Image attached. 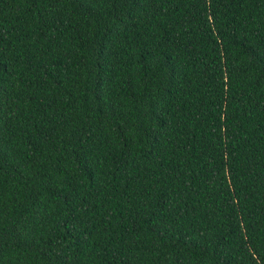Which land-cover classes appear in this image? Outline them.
Wrapping results in <instances>:
<instances>
[{
    "label": "trees",
    "instance_id": "1",
    "mask_svg": "<svg viewBox=\"0 0 264 264\" xmlns=\"http://www.w3.org/2000/svg\"><path fill=\"white\" fill-rule=\"evenodd\" d=\"M0 264H264V0H0Z\"/></svg>",
    "mask_w": 264,
    "mask_h": 264
}]
</instances>
